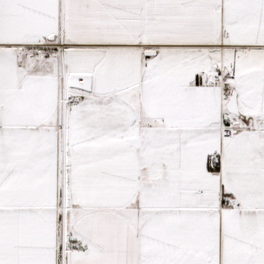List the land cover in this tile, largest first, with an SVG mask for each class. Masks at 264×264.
Here are the masks:
<instances>
[{"label": "snow or ice", "instance_id": "6c2138e0", "mask_svg": "<svg viewBox=\"0 0 264 264\" xmlns=\"http://www.w3.org/2000/svg\"><path fill=\"white\" fill-rule=\"evenodd\" d=\"M0 264H264V0H0Z\"/></svg>", "mask_w": 264, "mask_h": 264}]
</instances>
